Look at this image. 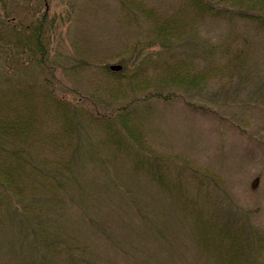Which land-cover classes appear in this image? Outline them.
Here are the masks:
<instances>
[{
	"label": "rangeland",
	"instance_id": "obj_1",
	"mask_svg": "<svg viewBox=\"0 0 264 264\" xmlns=\"http://www.w3.org/2000/svg\"><path fill=\"white\" fill-rule=\"evenodd\" d=\"M207 14L188 0H0V110L28 125L26 165L0 195V264H264V26ZM42 16L39 66L21 28ZM165 18L169 45L154 32ZM166 57L210 78L160 83ZM118 84L167 164L163 187L105 140ZM55 95L76 103L73 125Z\"/></svg>",
	"mask_w": 264,
	"mask_h": 264
},
{
	"label": "trees",
	"instance_id": "obj_2",
	"mask_svg": "<svg viewBox=\"0 0 264 264\" xmlns=\"http://www.w3.org/2000/svg\"><path fill=\"white\" fill-rule=\"evenodd\" d=\"M188 1L191 6H193L196 10L203 12L205 15H208L207 13H211L210 15L216 17H223L227 15L234 18L241 17L246 20L249 19L253 22H257L264 26V0H236V4H228V1L231 2L233 0ZM239 1L241 2V4H239ZM44 22V16H42L41 18H37L36 23L31 27H29V25H23L22 28L18 27V25L15 26L16 33H19L20 28L29 32L30 39L29 37H25L21 42H23L24 44H28V46L31 47L34 52H38V57L36 59H34V57L29 58L30 60L35 61V64L39 66L44 65V59L47 56L46 46L48 38L46 36L47 27ZM174 23L175 20L165 18L155 24V36L161 42H163L161 43V45H169L170 43H174V41H176L177 37H175L174 35ZM17 37L22 40L21 35ZM170 40H172V42H170ZM169 55H171V53H168L167 57ZM171 56L173 57V59H175L173 55ZM167 57L163 58L161 61H158L159 63L154 64V67H157L158 64H161L162 67V71L160 70V74H158V72L156 73V80L160 83L171 81L172 83H175L177 85H184L195 89L205 84V82L207 81V77L208 79L210 78L208 76V72L206 71L191 70L189 68V65L187 64V61H181L180 63L175 64L169 62ZM148 59L149 58H147L145 61L149 64L151 59L150 61ZM142 66L135 69L132 68L129 73L130 76H142V74L145 72ZM126 67H129V65L127 64ZM106 70L110 72L109 69L106 68ZM154 70L159 71L155 68ZM119 77L121 76L119 75ZM136 84L137 83L133 81V86H136ZM131 86L132 83L129 84V87ZM155 95L161 96V91H156ZM115 97H117L119 105L117 107H114L113 110H109L107 114H105L104 112L100 113V120L105 121L107 125L105 127L106 133L104 134L105 140L107 141V143L114 145L116 150L123 148V151L127 153L128 156H130V158H132V160L134 161L133 167L135 169L144 170L152 180L158 182V184L163 187V185L166 183L164 172L166 173L168 170L167 164L166 162L162 161V156L156 155L154 154V152L150 151L151 149H149V147L146 145L141 130L135 128L132 125V121L130 120V106L133 104L134 98L136 96H130L128 94V89L124 85L118 84L117 94H115ZM54 102L62 108L66 115H68V118L70 120L69 123L73 125L71 119L75 117L71 116L76 112V103L74 102L72 104L71 102H66L63 97L56 95L54 97ZM193 107L198 106L194 105ZM4 115L6 114L0 110V154L2 152L6 153V156L0 159V195L8 197L13 194L12 189L14 187V181L17 178V174L14 175L13 171H22L24 164L26 165L25 157L20 152L19 146L21 145L18 144V141H20L21 135L25 134L27 129L25 126L28 125L25 123H21L19 120H9ZM117 123L124 127V132L126 133L125 135L124 132L122 134L116 133ZM5 142H9L8 144H11L9 149L3 146V143ZM7 158H10V161L8 163ZM235 252H231V258H228L231 259L232 262L236 258V256L233 254ZM227 263L229 264V261Z\"/></svg>",
	"mask_w": 264,
	"mask_h": 264
},
{
	"label": "water",
	"instance_id": "obj_3",
	"mask_svg": "<svg viewBox=\"0 0 264 264\" xmlns=\"http://www.w3.org/2000/svg\"><path fill=\"white\" fill-rule=\"evenodd\" d=\"M109 67L113 70H118L120 69L121 65L116 63V64H111Z\"/></svg>",
	"mask_w": 264,
	"mask_h": 264
}]
</instances>
